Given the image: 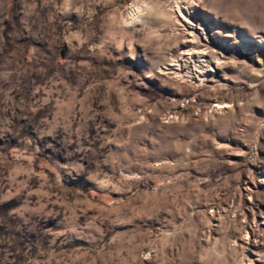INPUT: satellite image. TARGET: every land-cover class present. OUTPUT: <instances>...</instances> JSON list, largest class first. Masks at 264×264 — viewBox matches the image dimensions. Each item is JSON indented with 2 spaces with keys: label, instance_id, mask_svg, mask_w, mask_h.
<instances>
[{
  "label": "rangeland",
  "instance_id": "rangeland-1",
  "mask_svg": "<svg viewBox=\"0 0 264 264\" xmlns=\"http://www.w3.org/2000/svg\"><path fill=\"white\" fill-rule=\"evenodd\" d=\"M0 264H264V0H0Z\"/></svg>",
  "mask_w": 264,
  "mask_h": 264
},
{
  "label": "bare ground",
  "instance_id": "bare-ground-1",
  "mask_svg": "<svg viewBox=\"0 0 264 264\" xmlns=\"http://www.w3.org/2000/svg\"><path fill=\"white\" fill-rule=\"evenodd\" d=\"M191 26V25H190Z\"/></svg>",
  "mask_w": 264,
  "mask_h": 264
}]
</instances>
